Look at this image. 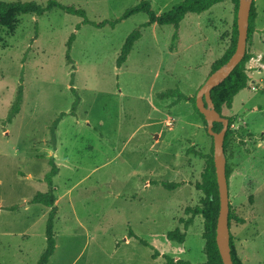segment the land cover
Returning <instances> with one entry per match:
<instances>
[{
  "label": "rangeland",
  "instance_id": "obj_1",
  "mask_svg": "<svg viewBox=\"0 0 264 264\" xmlns=\"http://www.w3.org/2000/svg\"><path fill=\"white\" fill-rule=\"evenodd\" d=\"M57 1L81 7L88 19L100 22L118 18L139 0ZM149 1L160 13L180 0ZM253 1L258 42L252 32L246 48L258 59L247 68V86L221 113L233 118L225 151L228 200L244 218L243 223L231 219L229 231L240 240L244 264H264V66H259L264 52L258 54L264 50L259 39L264 0ZM233 14L231 0L186 13L171 50L173 26L140 27L147 20L142 11L114 25L75 28L80 16L52 8L41 15L20 14L12 30L0 26V205L15 206L0 207V264H34L44 249L48 208L28 200L46 190L43 175L51 156L58 166L52 178L55 248L46 264L205 260L200 215L193 217L181 243L166 232L182 230L183 208L202 196L194 183L205 158L186 149L206 155L212 139L189 102L157 93L176 89L194 95L229 43ZM138 27L140 37L116 66L125 36ZM72 33L68 63L66 41ZM70 80L79 97L74 114L67 113L74 97ZM19 84L20 109L5 122ZM60 112L66 114L52 144L48 126ZM161 181L179 186L165 188Z\"/></svg>",
  "mask_w": 264,
  "mask_h": 264
},
{
  "label": "trees",
  "instance_id": "obj_2",
  "mask_svg": "<svg viewBox=\"0 0 264 264\" xmlns=\"http://www.w3.org/2000/svg\"><path fill=\"white\" fill-rule=\"evenodd\" d=\"M222 0H180L179 2L174 3L169 9L155 13L151 8V4L149 0H139L136 4L127 7L123 13L116 19L112 21H92L88 19L85 15V11L81 7L74 6L72 4H61L57 0H46L45 3H37L34 0H13V1H5L0 0V26L5 27L8 30H12L15 24L18 21V17L20 14L30 13L35 15H41L45 11H48L52 8H59L64 10L67 13H71L77 16H80L82 19L80 23L75 25V28H79L80 24H90L95 27H101L102 25L109 23L110 25H114L120 19L126 18L137 12H145L147 15V20L143 22L140 27H145L151 24L164 25L171 24L173 26V30L170 35V42L168 48L171 50L175 48L178 41V27L179 23L184 17V15L188 12L200 13L204 10H207L213 4L220 2ZM234 4V14H233V23H232V31L228 45L222 52V54L217 57L208 72V74L223 64L229 56L233 53L236 43L237 29H236V9L238 0H231ZM256 16V10L254 6V1L252 0L250 5L249 17H248V30L247 37L251 36L254 31V18ZM140 27L131 30L124 38L119 53L116 57V66H120L122 64L127 55L129 54L134 42L140 37ZM74 39V34H70L66 41V49H65V58L68 63H71V58L69 56V50L71 42ZM251 52H249L246 48L245 53L241 60L232 68L229 74L216 86L210 89V97L213 102L215 110L221 113L223 107L230 108L232 99L234 95L245 88L248 82V74L246 63L251 58ZM72 66V65H71ZM72 68V67H71ZM71 77L73 76V72H71ZM72 80V78H71ZM70 80V81H71ZM70 90L74 95L73 100L71 102L70 109L67 113L74 114L76 106L79 102V97L75 92V88L72 85V81L70 82ZM158 97L165 96H173L175 101L178 100H188L193 106L194 110L199 113L202 118L203 123L205 124L206 130V122L203 115L198 111L195 106V93L194 95H186L181 93L176 89H166L164 91L157 93ZM22 102V86L19 84L17 86L15 95L13 100L9 106V109L4 118L5 122H10L11 119L15 116V114L19 111L20 105ZM66 114V112H60L50 123L48 126V131L50 135V140L52 144L55 142V130L60 118ZM228 118L227 129L224 133L223 138V150L224 154L226 151V147L229 143V137L231 134L230 125L232 123L233 118L231 116H226ZM221 128L220 122H214L212 129L214 131H219ZM207 132V131H206ZM212 139V137H211ZM187 153L193 152L195 154H199L205 158L203 170L200 173V180L194 183V187L201 191L202 196L199 198V202L196 205L189 206L186 205L183 208V213L187 215V217H179V223H182L183 229L180 230L178 227L167 231L166 237L170 240H176L181 243L185 238V230L188 225L192 221L193 217L196 215H200L202 218V231L201 237L203 239V252L205 255V260L202 262H190L185 259L177 258V257H166L164 264H222L221 257L219 255L217 245L215 242V227H216V219L219 209V200H218V191H217V183L215 177V168L212 159V142L210 146V152L206 155H202L199 151H196L192 147H188L186 149ZM49 169L44 173L43 180L46 183L45 191H37L35 192L28 200L30 203L41 204L48 208L46 212V220H45V246L43 251L40 253L34 264H46L48 259L55 248V239L53 233V221L56 215V206H55V193L54 187L52 186V178L58 172V166L54 161V158L51 156L47 159ZM230 174V167L228 163H225V175L226 180H228ZM228 183V182H227ZM160 184L165 188H174L179 186L178 182H164L161 181ZM15 206H8L7 209H14ZM233 219L236 223H243L244 218L239 216L233 208H231L229 204V212H228V226H230V220ZM230 232V231H229ZM141 244L147 245L143 240L139 241ZM229 246H230V256L233 264H243L234 248L233 236L229 234ZM154 255H157V252L154 251Z\"/></svg>",
  "mask_w": 264,
  "mask_h": 264
},
{
  "label": "water",
  "instance_id": "obj_3",
  "mask_svg": "<svg viewBox=\"0 0 264 264\" xmlns=\"http://www.w3.org/2000/svg\"><path fill=\"white\" fill-rule=\"evenodd\" d=\"M252 0H238L236 9V43L233 53L219 67L211 71L195 92V106L203 115L206 131L212 137V159L215 168L219 209L215 227V242L222 264H233L230 256L228 226V187L225 175L226 158L223 150V138L228 118L218 113L210 97V89L219 84L241 60L246 50L248 17ZM214 122H220L219 131L212 129Z\"/></svg>",
  "mask_w": 264,
  "mask_h": 264
},
{
  "label": "crops",
  "instance_id": "obj_4",
  "mask_svg": "<svg viewBox=\"0 0 264 264\" xmlns=\"http://www.w3.org/2000/svg\"><path fill=\"white\" fill-rule=\"evenodd\" d=\"M255 10H256V16H255V18H254V31H253V34H252V40H254V39H256L255 37H256V33H257V28H256V19H257V9H256V7H255ZM259 39H260V44L261 43H264V33H262L261 35H259ZM256 42H258L257 41V39H256ZM258 54H260V53H262V52H264V50L262 51V50H258ZM258 58H250V60L247 62V64H246V68H248V67H250V66H254L256 63H254L256 60H257ZM257 62V61H256ZM260 64H259V66L262 68L263 66H264V59H263V61L262 62H259ZM259 68V67H258ZM257 68V69H258ZM249 70H247V72H248ZM205 79V78H204ZM204 79H202V81L201 82H199L198 83V85L195 87V90H197L198 89V87L201 85V83L203 82V80ZM252 82H255V80L254 79H252ZM187 95H190V94H187ZM186 102H189L188 100H185ZM190 103V102H189ZM191 104V103H190ZM225 108V107H224ZM191 153V152H190ZM147 183V185L149 184H151V180H149V181H147L146 182ZM153 183V182H152ZM154 184V183H153ZM56 201V200H55ZM24 204V203H23ZM9 206H11V205H9ZM0 207H5V208H7L8 206H2V205H0ZM234 238H236V242L234 243V241H233V243H234V248H235V251H236V253H237V256L239 257V259L241 260V262L244 264V258H242V256L240 255V252H241V247H242V245H241V243H240V240L237 238V237H234L233 236V240H234Z\"/></svg>",
  "mask_w": 264,
  "mask_h": 264
}]
</instances>
